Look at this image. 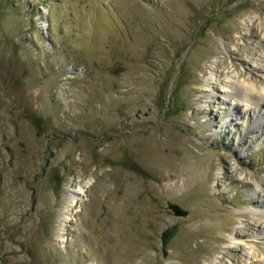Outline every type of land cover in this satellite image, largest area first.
<instances>
[{"label":"rangeland","instance_id":"374dc122","mask_svg":"<svg viewBox=\"0 0 264 264\" xmlns=\"http://www.w3.org/2000/svg\"><path fill=\"white\" fill-rule=\"evenodd\" d=\"M230 79L264 91V0H0V264H264Z\"/></svg>","mask_w":264,"mask_h":264},{"label":"bare ground","instance_id":"6f19581e","mask_svg":"<svg viewBox=\"0 0 264 264\" xmlns=\"http://www.w3.org/2000/svg\"><path fill=\"white\" fill-rule=\"evenodd\" d=\"M228 87L231 92L225 93L226 97L232 96L235 100H242L246 103V106L249 104L252 107L256 106L254 110L264 109V91H256L253 85L245 83L240 79H230L228 82ZM82 190V188H80ZM75 200V199H74ZM73 200V202H74ZM234 232L230 234V243L232 245L238 246V241H235ZM213 264H221L220 262H214Z\"/></svg>","mask_w":264,"mask_h":264},{"label":"water","instance_id":"95a60500","mask_svg":"<svg viewBox=\"0 0 264 264\" xmlns=\"http://www.w3.org/2000/svg\"><path fill=\"white\" fill-rule=\"evenodd\" d=\"M176 230V226L168 228L161 236V242H162V250H165L166 244L169 241V238H171Z\"/></svg>","mask_w":264,"mask_h":264}]
</instances>
